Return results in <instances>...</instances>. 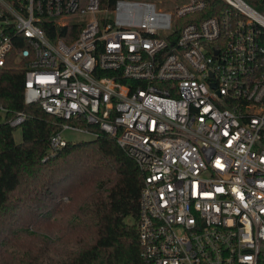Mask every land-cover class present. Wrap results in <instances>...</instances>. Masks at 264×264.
Masks as SVG:
<instances>
[{
  "label": "built area",
  "instance_id": "2783aa9c",
  "mask_svg": "<svg viewBox=\"0 0 264 264\" xmlns=\"http://www.w3.org/2000/svg\"><path fill=\"white\" fill-rule=\"evenodd\" d=\"M261 18L245 0H0V68L63 119L50 152L94 125L143 170L144 264H264Z\"/></svg>",
  "mask_w": 264,
  "mask_h": 264
},
{
  "label": "trees",
  "instance_id": "16d2710c",
  "mask_svg": "<svg viewBox=\"0 0 264 264\" xmlns=\"http://www.w3.org/2000/svg\"><path fill=\"white\" fill-rule=\"evenodd\" d=\"M245 1L264 15V0ZM18 110L28 113L20 142L5 120ZM62 122L25 102L21 68H0V264H144L143 170L94 125L84 124L99 132L94 138L67 140L51 153Z\"/></svg>",
  "mask_w": 264,
  "mask_h": 264
},
{
  "label": "rangeland",
  "instance_id": "374dc122",
  "mask_svg": "<svg viewBox=\"0 0 264 264\" xmlns=\"http://www.w3.org/2000/svg\"><path fill=\"white\" fill-rule=\"evenodd\" d=\"M62 135L65 139L73 140V141H78L82 139H91L95 137L94 134L90 132L78 131L72 128L64 129ZM14 136L17 142H20L23 139L22 128L20 126L15 127Z\"/></svg>",
  "mask_w": 264,
  "mask_h": 264
},
{
  "label": "bare ground",
  "instance_id": "6f19581e",
  "mask_svg": "<svg viewBox=\"0 0 264 264\" xmlns=\"http://www.w3.org/2000/svg\"><path fill=\"white\" fill-rule=\"evenodd\" d=\"M261 20L264 22V19L263 18H261Z\"/></svg>",
  "mask_w": 264,
  "mask_h": 264
}]
</instances>
